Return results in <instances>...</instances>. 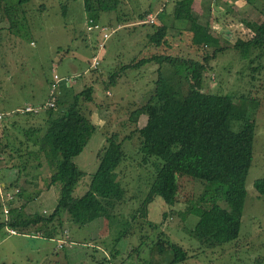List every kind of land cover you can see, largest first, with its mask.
Segmentation results:
<instances>
[{
	"label": "rangeland",
	"instance_id": "1",
	"mask_svg": "<svg viewBox=\"0 0 264 264\" xmlns=\"http://www.w3.org/2000/svg\"><path fill=\"white\" fill-rule=\"evenodd\" d=\"M172 2L102 0L101 6L107 5L109 9L101 11L98 22L115 30L109 29L110 35L99 49L102 32L87 29L88 15L82 0H29L22 4L17 0H0V110L4 112L0 120L1 172L7 177L5 165L12 162L8 155L9 148L17 142L14 138L23 139L22 129L35 126L40 120L38 116L18 114L17 108L30 104L43 112L53 73L64 78L54 87V95L67 100L83 86H93V101L84 105L95 129L84 148L73 157L81 170L72 190L73 196H80L88 189L98 165L97 152L105 144L107 135L116 133L119 140L122 139L125 152L115 169L122 196L114 203L112 219L102 217L90 232L86 226L64 215L63 227L67 234L54 238L33 235L38 224H29L24 233L18 234L9 233L5 228V232L0 233V264H99L103 256L108 258L107 264H264V194H257L253 185L256 178L264 176V51L256 47L250 55L242 57L233 47L236 38L246 39L251 34L245 20L262 19L264 0H252V4L246 0L193 1L198 21L208 23L222 47L208 62L203 55L211 53L212 46L204 51L194 45L191 31L181 23L174 22L168 27L165 44L155 46L148 41L153 24L160 22L157 17L154 23L147 21L148 15L159 12L162 7L168 12ZM145 10L150 12L145 14ZM141 14L145 15L141 17ZM95 52L102 61L97 72L90 65ZM162 52L200 60L204 67L196 70L182 66L179 72L173 73L167 61L152 59L121 69L133 58ZM158 68L182 92L198 87L206 92L244 96L243 102L255 110L252 161L245 179L246 197L239 235L213 249H196L195 257L183 261L168 262L166 256L154 252L152 245L157 234L163 232L165 238L183 247L197 246L189 228L205 205L198 201L204 188L201 183L179 178L174 203L157 195L148 204L147 219L136 215V208L147 193L155 171L154 156L146 164L139 162L141 132L145 137L150 135L155 112L150 107L140 113L137 120L129 116L152 92ZM114 71H119L120 76L116 83L105 87V81ZM65 75L77 81L70 92ZM133 129L130 137H124ZM39 170L38 181L40 187H44L48 173L46 164ZM50 189L49 193L43 189L40 196L29 201L25 213L30 215L38 209L41 214H49L56 203L58 184ZM191 201L195 206L183 219L185 205ZM16 203H20L19 199ZM59 242L62 244L58 245ZM114 249L117 254L112 257L110 251Z\"/></svg>",
	"mask_w": 264,
	"mask_h": 264
},
{
	"label": "trees",
	"instance_id": "2",
	"mask_svg": "<svg viewBox=\"0 0 264 264\" xmlns=\"http://www.w3.org/2000/svg\"><path fill=\"white\" fill-rule=\"evenodd\" d=\"M28 1L17 0V3ZM82 1L88 18L93 22H98L102 10L109 9L107 5L101 6L102 0ZM193 1L173 0L168 12L163 7L159 12H154V18L147 21L154 23L157 17L160 23L153 24L152 32L148 33V41L155 46L165 44L168 27L173 26L174 22L181 23L183 28L191 31L194 45L204 51L212 46L211 53L203 55V59L208 62L222 47L208 23L198 21L193 12ZM246 1L252 4V0ZM149 12L145 10L144 13ZM145 14H141V17ZM244 22L251 34L246 39L236 38L233 47L238 49L242 57L250 55L256 47L264 51V13L260 21ZM152 59L167 61L173 73L179 72L178 69L182 66L196 70L204 67L200 60L162 52L133 58L121 69L136 67ZM98 67L91 68L97 72ZM119 76V71L112 72L108 81H105V87L116 83ZM92 92L93 86L85 85L72 93L71 100L55 95V106L46 107L43 112L17 110L18 114L38 116L40 120L35 126L23 128L24 138H14L17 142L9 148L8 156L12 162L5 165L10 178L6 188L19 186V191L16 193L14 205L10 208L8 220L3 218L0 203V233H4L5 226L8 225L24 233L29 224H38L33 229L38 234L32 231L33 234L54 238L65 232L64 215L78 225L86 226L90 232L96 228L102 217L106 216L108 220L114 217V203L122 196L119 192L120 183L115 179V169L125 154L122 139L119 140L116 133L107 135L105 144L98 150V165L91 175L88 189L80 196L72 194L81 176V170L73 157L84 148L95 129L84 105L93 101ZM243 100L244 96L232 97L228 93L206 92L198 87L182 92L158 68L152 92L142 106L129 116L137 120L139 114L145 113L150 107L155 112L150 135L145 137L141 132L139 142V151L142 154L140 164L148 163L149 158L154 156L155 171L147 193L136 208V215L147 219L148 204L157 195L170 204L174 203L179 178L198 181L204 187L198 195V201L205 205L201 207L197 220L189 228L190 235L198 242L197 246L183 247L165 238L163 232H159L153 242L154 252L166 256L168 262L195 257L196 249H213L239 235L246 197L245 179L252 161L256 125L255 110L248 107ZM133 131L134 129L124 137H130ZM14 158L17 160L13 161ZM28 162L32 171L29 170ZM43 164H46L48 173L45 186L40 187L39 169ZM54 184H58V193L51 212L47 215L36 211L26 214L25 205L34 200L43 189ZM253 185L257 194H264V176L256 178ZM18 199L20 203H16ZM194 206L192 201L186 203L183 219ZM145 221L153 226L151 222ZM166 253L168 254L165 255ZM116 254L117 249L110 251V256L114 257ZM107 259L103 256L98 263L107 264Z\"/></svg>",
	"mask_w": 264,
	"mask_h": 264
},
{
	"label": "built area",
	"instance_id": "3",
	"mask_svg": "<svg viewBox=\"0 0 264 264\" xmlns=\"http://www.w3.org/2000/svg\"><path fill=\"white\" fill-rule=\"evenodd\" d=\"M154 14L150 13L147 17L146 20H152L153 19ZM87 24V29L88 30H98L99 32H102V41L99 42V49L102 48L103 46V40L107 39L110 35V32L115 30V28H110L107 25H104L102 23L99 22H93V20L91 18H88V22H86ZM111 31H110V30ZM100 55H98V53H94L92 56V60H91V67H97L98 64L100 63ZM53 80L50 81V91H49V95H48V99L47 101L43 104V107H53L55 106V102H56V96L54 95V87H56L58 85V83L60 82L62 78L61 76H58L56 73H53ZM67 80V79H66ZM17 110L20 111H38L39 107L38 106H32L30 104H26L25 106L19 107L17 108ZM4 116V112L0 111V120L3 118ZM0 172H1V168H0ZM19 191V186H14L13 188H6V186H3L1 181H0V203H1V209H2V214H3V218L4 220H8L10 217V208L14 205L15 203V196L16 193ZM5 228L7 229V231L9 233L12 234H18L20 233L18 231L17 228L15 227H11V226H5ZM62 242H59L58 245H61ZM114 264V263H112Z\"/></svg>",
	"mask_w": 264,
	"mask_h": 264
},
{
	"label": "crops",
	"instance_id": "4",
	"mask_svg": "<svg viewBox=\"0 0 264 264\" xmlns=\"http://www.w3.org/2000/svg\"><path fill=\"white\" fill-rule=\"evenodd\" d=\"M158 23V22H157ZM160 23V22H159ZM102 62V61H101ZM65 76H67V78H68V80L65 82V84H67V85H69L70 87H69V89H68V92H70L72 89L71 88H73L74 86H75V83L77 82L76 81V79H73L72 78V76H70V75H65ZM77 79H78V77H77ZM49 83V82H48ZM77 91V90H76ZM67 92V93H68ZM66 93V94H67ZM66 94H64V95H66ZM0 111H2V110H0ZM3 112V111H2ZM5 170H6V168H5ZM9 176V174H7V177H6V175L4 174V172L2 171L1 172V174H0V181H1V183H2V185L3 186H6L7 185V181H10V178L8 177ZM51 191V189L50 188H48V189H46V192H50ZM42 192V191H41ZM41 192H40V194H41ZM40 194H39V196H40ZM38 196V197H39ZM54 196V195H53ZM57 196V195H56ZM36 212H39L38 211V209H36ZM40 213V212H39ZM64 234H67V232H64ZM33 235H35V234H33ZM35 236H37V235H35Z\"/></svg>",
	"mask_w": 264,
	"mask_h": 264
}]
</instances>
